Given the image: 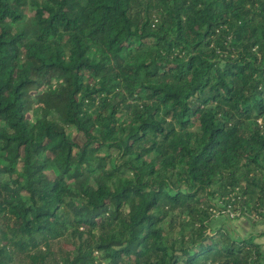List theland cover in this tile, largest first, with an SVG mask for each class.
I'll return each mask as SVG.
<instances>
[{
    "label": "trees",
    "instance_id": "trees-1",
    "mask_svg": "<svg viewBox=\"0 0 264 264\" xmlns=\"http://www.w3.org/2000/svg\"><path fill=\"white\" fill-rule=\"evenodd\" d=\"M215 198L264 221V0H0V264H263Z\"/></svg>",
    "mask_w": 264,
    "mask_h": 264
},
{
    "label": "rangeland",
    "instance_id": "rangeland-1",
    "mask_svg": "<svg viewBox=\"0 0 264 264\" xmlns=\"http://www.w3.org/2000/svg\"><path fill=\"white\" fill-rule=\"evenodd\" d=\"M68 133L70 135V138L82 142L80 141V136H78V134H76L73 129L69 128ZM211 203L212 205H215V207H220V203H218L217 198H215ZM253 221L254 223L252 224L247 218H244L242 215L233 218H228L220 214L217 217L210 216L208 222L210 224V230L207 231V234L209 235L215 229L223 227L228 231L230 236L239 238L250 237L255 243L260 244L261 251L264 255V221L258 219H254ZM177 232L178 230L176 229V231L173 233V236H176ZM59 248H61V243L57 242L50 246L52 256L50 255L46 257V263L60 264ZM42 252L45 253V250L42 249ZM15 264H28V261L26 258L22 257L21 259L16 260Z\"/></svg>",
    "mask_w": 264,
    "mask_h": 264
},
{
    "label": "built area",
    "instance_id": "built-area-1",
    "mask_svg": "<svg viewBox=\"0 0 264 264\" xmlns=\"http://www.w3.org/2000/svg\"><path fill=\"white\" fill-rule=\"evenodd\" d=\"M213 217H217L219 214L228 218L238 217L237 205L228 206L226 209L220 207H214L210 210Z\"/></svg>",
    "mask_w": 264,
    "mask_h": 264
}]
</instances>
